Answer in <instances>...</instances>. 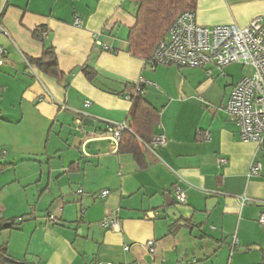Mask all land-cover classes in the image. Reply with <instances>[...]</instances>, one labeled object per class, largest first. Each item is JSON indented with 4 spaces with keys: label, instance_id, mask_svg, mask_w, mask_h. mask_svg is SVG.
Wrapping results in <instances>:
<instances>
[{
    "label": "crops",
    "instance_id": "crops-1",
    "mask_svg": "<svg viewBox=\"0 0 264 264\" xmlns=\"http://www.w3.org/2000/svg\"><path fill=\"white\" fill-rule=\"evenodd\" d=\"M136 10L132 0H0V162L9 164L0 176L14 172L0 177V217L24 216L0 231V245L20 264H263L264 150L242 141L223 109L242 66L208 75L207 66H153L133 56L127 35ZM194 12L203 26L243 27L264 14V0H196ZM46 47L59 78L27 65ZM130 84L159 111L153 135L166 137L154 150L147 145L144 169L107 131L127 125ZM255 160L262 167L249 175ZM105 216L117 219L114 228L100 227Z\"/></svg>",
    "mask_w": 264,
    "mask_h": 264
},
{
    "label": "built area",
    "instance_id": "built-area-1",
    "mask_svg": "<svg viewBox=\"0 0 264 264\" xmlns=\"http://www.w3.org/2000/svg\"><path fill=\"white\" fill-rule=\"evenodd\" d=\"M75 22L78 23L79 19L76 18ZM40 35L46 37L47 31L41 30ZM95 44L107 49V46L98 40H95ZM5 55L6 50L0 45V66L4 63ZM147 60L153 66H207L208 75H211L212 67L218 69L222 75L223 69L232 63H238L242 67L249 66L252 69L251 74L242 76L234 83L223 109L226 119L238 126L240 139L254 142L258 150H264V15L251 18L243 27L235 23L203 26L196 22L194 10L183 11L169 26L165 36L157 42ZM27 65L30 64L27 62ZM124 97L132 103L133 96L130 93H124ZM89 104L88 100L84 101L85 107ZM61 107L67 106L62 104ZM78 122L80 123V120ZM126 127L125 123L112 124L107 126V131L111 138L118 142L121 130ZM165 143L164 134H155L151 137L148 148L154 150ZM218 162L224 164L226 161L221 157ZM261 167L259 160L253 161L249 175H258ZM106 194L108 190L101 191V196ZM173 196L178 203L185 202V194L180 187L173 190ZM48 218L52 223L56 222L53 215ZM257 222L264 225V209ZM116 224L117 219L114 216H105L99 222L100 227L108 229L114 228ZM145 246L147 252L153 255L156 242L148 241Z\"/></svg>",
    "mask_w": 264,
    "mask_h": 264
},
{
    "label": "trees",
    "instance_id": "trees-1",
    "mask_svg": "<svg viewBox=\"0 0 264 264\" xmlns=\"http://www.w3.org/2000/svg\"><path fill=\"white\" fill-rule=\"evenodd\" d=\"M137 4L135 23L127 35V50L137 57L149 58L157 44L162 39L169 26L177 16L186 10H194L196 0H132ZM27 62L35 65L44 73L55 78L61 76L57 67L55 54L50 47L44 48L38 58H28ZM88 80H94L96 72L88 67L82 68ZM126 92L133 96L128 111L127 127L120 132L118 152L129 154L138 168L147 166V145L154 133V127L159 122V111L152 106L143 95L140 84L126 86ZM9 164L0 162V171ZM24 221V216L5 218L0 217V231L18 227ZM264 264V251L262 253ZM0 264H20L7 252L6 245H0Z\"/></svg>",
    "mask_w": 264,
    "mask_h": 264
},
{
    "label": "rangeland",
    "instance_id": "rangeland-1",
    "mask_svg": "<svg viewBox=\"0 0 264 264\" xmlns=\"http://www.w3.org/2000/svg\"><path fill=\"white\" fill-rule=\"evenodd\" d=\"M264 15V14H263ZM251 72H252V69L249 67V66H244V67H241V68H239V69H237V73L234 75V77L233 78H236V77H238V76H244V75H249V74H251ZM223 80V79H222ZM224 81H226V79L224 78ZM6 162H9V161H6ZM21 167H19L18 168V172L21 170L20 169ZM22 172H25V169H23V171ZM20 173V172H19ZM13 174H14V172L10 169V170H5V171H3L2 172V174H1V179L3 178V179H7V178H10V177H12L13 176ZM13 185H11L10 186V191L12 192V194L14 195L15 194V192L17 191V188H18V186H19V184L18 183H12Z\"/></svg>",
    "mask_w": 264,
    "mask_h": 264
},
{
    "label": "water",
    "instance_id": "water-1",
    "mask_svg": "<svg viewBox=\"0 0 264 264\" xmlns=\"http://www.w3.org/2000/svg\"><path fill=\"white\" fill-rule=\"evenodd\" d=\"M82 123H83V125H92L93 120L89 117H84L82 120ZM165 197H166V200H165L166 206H171L173 203V198L169 194H166ZM170 216L173 217L174 219H178V217H179L178 212L175 209H172Z\"/></svg>",
    "mask_w": 264,
    "mask_h": 264
}]
</instances>
